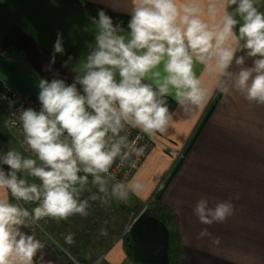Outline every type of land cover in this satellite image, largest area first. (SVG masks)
Listing matches in <instances>:
<instances>
[{
	"label": "clouds",
	"instance_id": "9594fccd",
	"mask_svg": "<svg viewBox=\"0 0 264 264\" xmlns=\"http://www.w3.org/2000/svg\"><path fill=\"white\" fill-rule=\"evenodd\" d=\"M258 2L130 0L126 33L103 9L98 11L95 45L81 63L83 74L71 84L41 78L40 110L21 106L23 144L35 158L12 149L0 154V165L10 169L0 167V192L7 194L0 195V264H35L45 245L22 227L38 226L46 218L59 223L86 217L90 200L127 202L144 192L142 180H117L111 171L118 158L119 166L129 161L135 168L131 157L138 159L145 151L121 133L137 129L149 138L166 134L175 116L169 96L185 114L202 110L212 93L195 71L198 64L214 74L213 92L225 97L239 94L248 104L264 106V12ZM62 44L58 34L51 63L56 53L64 52ZM241 50L255 59L251 67L233 73V63H245L236 55ZM14 103L9 101V106ZM19 173L39 183H29ZM110 181L114 182L109 187ZM89 183L98 191L82 198ZM10 199L37 206L29 211ZM234 211L231 200L210 206L208 198L199 199L193 208L206 226L224 223ZM106 234L101 229V235ZM208 235L205 227L198 237ZM65 243L73 245L74 234L66 235Z\"/></svg>",
	"mask_w": 264,
	"mask_h": 264
},
{
	"label": "crops",
	"instance_id": "0c3cea01",
	"mask_svg": "<svg viewBox=\"0 0 264 264\" xmlns=\"http://www.w3.org/2000/svg\"><path fill=\"white\" fill-rule=\"evenodd\" d=\"M130 8V0H0V78L36 99L41 78L73 83L83 74L81 63L95 45L98 11L103 9L126 33ZM58 34L64 52L56 53L51 63ZM236 55L245 63H233L230 71L252 66L255 58L248 57L247 50ZM195 71L212 94L202 110L190 114L167 97L174 127L157 134L159 141L132 175L144 182L145 190L131 199L154 202L175 216L179 264H264V106L248 104L239 94L213 92L214 74L199 64ZM176 151H183L182 158L176 159ZM201 198H208L210 206L231 200L234 215L224 223L202 225L193 213ZM205 227L210 235L199 238ZM21 231L45 245L35 264H75L67 253L48 246L34 225ZM125 240L104 236L98 254H106L103 262L135 264ZM78 256L91 260L88 253L80 251Z\"/></svg>",
	"mask_w": 264,
	"mask_h": 264
},
{
	"label": "rangeland",
	"instance_id": "374dc122",
	"mask_svg": "<svg viewBox=\"0 0 264 264\" xmlns=\"http://www.w3.org/2000/svg\"><path fill=\"white\" fill-rule=\"evenodd\" d=\"M257 7L260 11L264 12V0H259ZM13 134H14V139L12 140L4 141L2 138H0V154L6 153L9 149H12L19 151L22 156L25 157L31 156L32 158H35V156L32 153L26 151L22 147L19 137L15 133ZM182 156H183V152H182ZM182 156L179 158H182ZM2 166L6 172L10 170L7 165H2ZM18 175L20 177H25L26 179H28L29 182H31L32 179H34L35 181L37 180L36 183L39 182L37 178L27 176V173H19ZM89 181H91V177H89ZM111 183L112 182L109 183V187L111 186ZM97 191L98 190L94 186H92L91 183H89V185L87 186V190L82 193V198H87L91 193H96ZM89 203H90L89 215L86 217H81L77 215L74 217H70L67 221H60L58 223L60 228L59 231H57L56 237L64 243L65 236L68 235L69 233H72L74 234L75 242L79 246H81L83 241H87L85 237L86 234L90 239L88 241L87 244L88 247L86 248V250L89 249L92 251L91 257H88L91 260L89 259L88 260L94 261L99 257L98 254L101 253L102 251L101 249L102 245L101 246L99 245L101 242H103L102 238L104 236H107L108 240L111 241L113 239H117V240L120 239L119 242L123 241L126 237L125 235L126 229L133 221L135 215H137V212H140L141 208H144L146 204L145 203L141 204L139 202L132 200L131 198L127 202H120L112 199L107 204H103L99 200L96 201L90 200ZM25 204L27 205V203ZM41 222L45 227V229L52 235L54 232H52L50 229L51 225L50 224L48 225L46 223V219L43 221L41 220ZM78 224H81V226ZM101 229H105L107 234L101 235ZM68 249L73 253L71 247H69ZM95 254H97L98 256ZM106 262L107 261L105 260L101 264H106Z\"/></svg>",
	"mask_w": 264,
	"mask_h": 264
},
{
	"label": "built area",
	"instance_id": "2783aa9c",
	"mask_svg": "<svg viewBox=\"0 0 264 264\" xmlns=\"http://www.w3.org/2000/svg\"><path fill=\"white\" fill-rule=\"evenodd\" d=\"M80 86L78 87V89ZM82 91V89H80ZM0 97H6L5 99H0V110L4 115L5 118V124L10 129L12 133H15L21 142L22 147L26 150V146L23 144V133L22 129L19 125V111L21 109V106L23 108L27 109L29 107L39 111L40 110V103L39 100L36 99L33 96L24 95L20 91H18L15 87H13L11 84L6 82L5 80L0 78ZM9 101H14L15 103L10 107ZM15 113V115H13ZM122 135H128L129 141L136 140L137 147L143 146L145 151L142 156H140L138 159L133 156L131 157L132 160L136 161V167L132 168L129 166V161H125L123 166H119V158L117 159V165L114 166L111 170L113 175H115L117 180H123L127 181L132 177V175L135 173V171L139 168V166L143 163V161L146 159L150 151L153 149L155 144L159 141L158 136L155 135L154 137L149 138L147 135L140 133L137 129H128L126 133H121ZM28 151V150H26ZM30 152V151H28ZM183 151H176V159H179V157L182 156ZM31 153V152H30ZM33 154V153H32ZM34 155V154H33ZM114 182V181H110ZM150 202H148L145 205V209L147 210L148 205ZM22 206V204H21ZM143 208V209H144ZM138 215V214H137ZM135 215V217L137 216ZM134 217V218H135ZM43 221V220H42ZM49 224L52 225L55 221L49 219ZM47 222V224H48ZM132 223V222H131ZM130 225L125 231V235L129 234ZM35 230L40 234V236L45 240L44 242L49 246L54 247L58 251H62L67 253L70 258L75 262V264H101L104 260V257L106 254L102 255L101 257H98L94 261H89L88 263H83L81 259H79L76 255L71 253V251L63 245V242L56 237V233H53L52 235L45 229L42 222L40 221L38 226L34 225ZM39 228V229H37Z\"/></svg>",
	"mask_w": 264,
	"mask_h": 264
},
{
	"label": "water",
	"instance_id": "95a60500",
	"mask_svg": "<svg viewBox=\"0 0 264 264\" xmlns=\"http://www.w3.org/2000/svg\"><path fill=\"white\" fill-rule=\"evenodd\" d=\"M0 138L14 139V134L5 124L0 110ZM128 248L137 264H170V232L167 225L145 208L133 219L129 235L126 237Z\"/></svg>",
	"mask_w": 264,
	"mask_h": 264
},
{
	"label": "trees",
	"instance_id": "16d2710c",
	"mask_svg": "<svg viewBox=\"0 0 264 264\" xmlns=\"http://www.w3.org/2000/svg\"><path fill=\"white\" fill-rule=\"evenodd\" d=\"M21 178H25V177H21ZM36 182H37V180L35 181L34 179H32V181L29 182V183H36ZM13 202L14 203H18L20 205L22 204V206L27 208L29 211H31V209L33 207L37 206V204L33 203V202H29V203H27V205L24 202H22V201H15L14 199H13ZM147 211L150 214L155 215L156 217H158L160 220H162L167 225V227L169 229V232H170V248H169L170 264H179L180 238H179V233H178L177 226H176V218H175V216L172 214V212L170 210L166 209L165 207H160L158 205H154V203L153 204L150 203L148 205ZM138 213L139 212H137V214ZM48 221H49V219L46 218V223ZM48 225H49V222H48ZM78 225L81 226V224H78ZM59 228H60V226L58 225V223L56 221L50 226L51 231L54 232V233L59 231ZM82 233H83V230H82ZM128 235L129 234H127L126 237ZM125 243L127 245L128 254L131 257V259L133 260L132 251L128 248V242L126 240H125ZM63 244H64V246L67 249L69 247H71L72 251H73V254L76 255L79 259H81L83 263H88L89 262V260H86L85 257L78 256L80 254V251L81 252L84 251L85 253H88L89 256H91L92 251L89 250V249L86 250V248L88 247L87 246L88 243L86 241H83L81 246H79L76 242L73 244L74 246L73 245H69V244L65 243V240H64ZM101 249H102V247H101ZM95 255H97V254H95ZM135 264H137V263H135Z\"/></svg>",
	"mask_w": 264,
	"mask_h": 264
}]
</instances>
